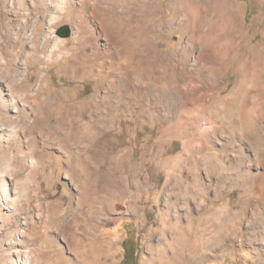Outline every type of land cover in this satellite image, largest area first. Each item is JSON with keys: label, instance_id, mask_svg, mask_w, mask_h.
Listing matches in <instances>:
<instances>
[{"label": "rangeland", "instance_id": "374dc122", "mask_svg": "<svg viewBox=\"0 0 264 264\" xmlns=\"http://www.w3.org/2000/svg\"><path fill=\"white\" fill-rule=\"evenodd\" d=\"M222 1L239 17L244 35L239 36L232 23L228 34L237 47L213 85L189 89L190 101L194 96H227L247 66L257 62L264 68V0ZM149 2L157 5L146 3V11L144 2L133 0L122 21L139 31L144 11H155V20H165L167 0ZM79 4L80 0H0V94L7 104L5 115L14 121H0V149L8 146L0 152L14 155L16 166L8 172L0 168V264H83L80 256L89 254L91 247L99 254L91 264H121L125 245L134 251L128 264L157 262L160 257L153 247L160 239L158 230L166 228L164 212L167 222L177 224L181 232L185 226L203 227L196 238L202 244L212 234L217 237L214 248L195 264H263L264 175L251 177L264 174V159L255 161V156H264V143L237 132L231 144L228 126L218 120L221 131L215 125L217 132L209 138L198 135L206 126L203 119L198 128L186 125L188 135L170 134L181 112L176 114L168 91L153 89V79L141 74L146 68L141 61L154 64L153 54L132 64L99 56L106 39L94 24L98 49L76 24L78 15L89 17V10ZM202 10L201 17L209 18L212 11ZM192 32L184 27L183 34L166 32L152 43L169 57L181 39L185 55L161 63L178 70L185 61L188 73L181 84L197 76L191 69L199 59V42ZM259 125L261 137L264 127ZM3 129L17 136L5 135ZM192 135L197 138L186 146ZM199 149L211 157L219 154L225 165L199 164L203 186L197 202L177 201L174 187L180 182L182 189L193 181L186 161L194 157L198 162ZM33 158L39 161L34 176L22 184ZM97 227L94 236L87 233ZM32 246L45 250L38 263L37 250L29 254ZM200 252L180 262L164 257L159 263L192 264ZM27 255L30 263H25Z\"/></svg>", "mask_w": 264, "mask_h": 264}, {"label": "bare ground", "instance_id": "6f19581e", "mask_svg": "<svg viewBox=\"0 0 264 264\" xmlns=\"http://www.w3.org/2000/svg\"><path fill=\"white\" fill-rule=\"evenodd\" d=\"M139 1L144 2V6L146 5L145 10L148 8V4L146 3L151 4L153 7L157 5L156 2L150 3L149 0ZM132 3L133 0H80L79 5L84 7V9L86 8L89 10V17L78 15L77 20L75 21L76 24L83 28V31L93 39L94 44L96 47H98V49L99 42L94 24H98L101 27L106 41L105 44L98 50L101 51L99 56L106 54L107 56L111 57L114 62L118 61L132 64V62L139 60V57L141 56L146 58L149 53L153 54L155 59L154 64L147 65L149 62H146L145 60H142L143 62L141 61V66L146 65V68L142 67L143 69L141 70V74L144 76V78L148 76V78L151 77V79H153V89L159 90L160 93L168 91L169 97H171L173 100L172 106L174 105L173 108L176 114L181 112L180 117L174 122L169 133L173 134L176 132H182V134L188 135L189 132L187 131L186 125L189 124L195 128H198L201 124V120L203 119L206 126L202 131H200L198 135L201 136V138H209L211 135L217 132V127L218 130L220 129L221 131V125L218 126L215 123V121L218 120L217 122L226 124V126H228L227 130L230 131V135L228 136H231L228 138H230V141L232 142L231 144H233L235 141L234 137L237 132L241 136H244L247 133V135L251 137L253 136L259 142V144L264 143V134H262L261 137L259 136V133L261 132V127L259 124H262L264 127V68L261 67L259 63H251V65L247 66L243 73H240L239 82H237L232 92L227 96H220L217 94L214 95L210 93L211 95L207 100H201L194 96L192 101H190V98L187 97L189 94V89L194 91L201 90V88L204 87V84L213 85L214 82H216V79L220 77L223 68L226 67L229 60V54L235 46L234 38L231 39V35L228 34L229 29H232V23H235L237 26L236 31H238L239 36L244 35V27L239 17L234 12H230L228 10L227 5L229 3L226 5L222 0H167L165 5V10L168 11H166L167 14L165 16L167 18H163L165 20H162L161 18L155 20L153 14L155 11L149 14L145 13L144 11V13H141L140 15L142 20L140 27H142V30L139 31L135 30V27H132L122 21V15L129 9L130 4ZM203 7L204 10H202ZM201 10L203 13L205 12V14L206 12L211 13V11L212 13L209 15V18L203 19L201 17L202 14L200 13ZM136 11L133 12L136 13ZM80 12L83 11L79 9V13ZM137 12L139 13V11ZM139 14L135 16H139ZM184 27L185 29L193 30L192 35L196 38V41L199 42V59L193 62L195 67L194 69H191V74H196V78L190 75V78L187 79V82L181 84L180 80L183 77L182 75H186L188 73V70L185 67V61L182 63V67H179L178 70L174 68H167L161 64L162 61L163 63L165 61H178L180 57L185 55L183 53L186 51V48L181 45V39H179L176 47L169 54V57L166 53L154 49L152 47V43L166 32L176 31L180 32L181 35L183 34L182 29ZM187 49L190 50L189 47H187ZM175 56L177 57L175 58ZM97 73L101 79H104V75L101 74L100 71ZM197 78L201 81V84L196 83L195 79L198 80ZM128 87L130 90H134L131 85H128ZM96 95L97 93H95L94 97H96ZM139 95H136L135 98L139 99ZM177 100L181 101L179 103H175ZM89 101V98L85 100V106L89 105ZM6 109V101L0 94V121L3 123L10 122L14 124V121L5 115ZM205 111H208V118H205L206 115H203V112ZM215 125H217L216 128ZM3 133L9 136L11 134L17 136V133L12 131V129H3ZM195 138H197L196 135L190 136V140L186 143V146H191L193 144L192 141ZM7 147L8 146H4L2 149L6 151ZM239 148L241 149V147ZM2 149H0V151ZM262 149L264 151V146ZM204 150L206 149L198 150V152H201L198 162L194 157L186 161L192 170L193 181L184 184L182 189L180 186L183 184L180 182L177 187H174L175 191L173 192V195L177 201L181 200L183 203L190 204L197 202L196 195L200 193V187L203 186L197 173V168L200 166L199 164H201L203 167H206L208 164H212L213 167H215L214 165L221 167L225 165L224 159H222L221 156L217 154V152V155L211 157L206 154ZM23 152L24 150L21 146L20 153ZM12 158H9L6 153L0 152L1 171L4 170L5 172H8L9 170L13 171L16 169ZM262 159H264V156H259L258 158L255 156L256 162H260ZM36 164H39V161L37 158H33L30 161V171L27 172L21 179L23 180L21 182L22 184L33 178L34 167ZM212 166L209 167L213 168ZM209 170L211 169L209 168ZM23 171L24 168H22V172ZM259 174L252 175L251 180L257 176L264 175ZM171 205L172 203L168 204L169 207ZM187 206H189V204H187ZM225 212L228 213L227 210H225ZM163 218L165 220L163 221V224L164 222L166 223V228H160L158 230L160 239L159 242L153 247L155 255L160 257L159 260L166 257L180 262L181 258H186L201 250L200 257H196L192 261V264H195L194 262L201 258L207 249H213L217 243V237L213 234L210 237H207V240L204 242V244L196 240V238L199 236V233L203 231V227L195 228L193 225L185 226L183 228V232H181L177 224L171 225L169 224L170 222H167V212H164ZM98 228L100 227H97L94 230L92 229L87 233L94 236ZM39 237L44 238L43 236ZM35 250H37V257L34 261L38 263L39 258L42 257L45 250L39 249L37 246L29 247L30 256H32ZM186 250H188V254ZM92 251L93 249L91 247L89 254H81L80 257L83 260V264H91L92 260H97L99 258V254H93L94 252ZM30 256H26L25 263H30L32 261ZM159 260L150 264H160ZM259 263L264 264V261L262 262L260 260Z\"/></svg>", "mask_w": 264, "mask_h": 264}, {"label": "trees", "instance_id": "16d2710c", "mask_svg": "<svg viewBox=\"0 0 264 264\" xmlns=\"http://www.w3.org/2000/svg\"><path fill=\"white\" fill-rule=\"evenodd\" d=\"M133 254H134V251H133V248L130 247H126L125 245V251H124V257H123V263L121 264H128V263H131L133 261ZM127 256H130V258H127Z\"/></svg>", "mask_w": 264, "mask_h": 264}]
</instances>
